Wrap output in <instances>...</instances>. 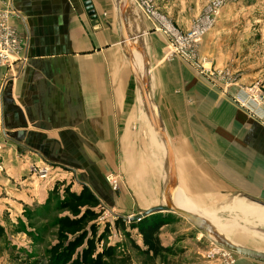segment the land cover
<instances>
[{"label":"crops","instance_id":"crops-1","mask_svg":"<svg viewBox=\"0 0 264 264\" xmlns=\"http://www.w3.org/2000/svg\"><path fill=\"white\" fill-rule=\"evenodd\" d=\"M149 1L131 0L133 56L142 77L146 59L150 89L175 152L179 183L173 202L180 197L187 203L181 208L207 218L201 211L244 210L245 201L264 207V115L242 110L230 98L234 88L226 91L173 55L161 29L165 16L157 13L155 0L150 5L157 15L149 16ZM91 2L96 21L83 0H0V12H9L8 25L21 47L9 64H0V190L5 193L0 197L6 202L12 193L17 202L30 204L32 192L43 202L57 181L67 180L73 191L86 185L102 203L111 199L110 208L130 209L127 189L119 183L112 188L109 177L138 190V179L147 186L142 178L153 173L162 190L151 125L121 44L118 0ZM129 98L141 105L136 132L124 123ZM44 164L51 173L39 179L31 167ZM142 164L147 172L139 169ZM185 190L194 200L224 199L226 206L207 209L199 200L189 201ZM153 203L141 209L134 203L132 213L162 205ZM151 217L172 222L160 238L165 247L173 244L182 230L173 223L177 217ZM234 264L261 263L237 256Z\"/></svg>","mask_w":264,"mask_h":264},{"label":"rangeland","instance_id":"rangeland-1","mask_svg":"<svg viewBox=\"0 0 264 264\" xmlns=\"http://www.w3.org/2000/svg\"><path fill=\"white\" fill-rule=\"evenodd\" d=\"M218 1L221 0H155V9L158 10L157 13L161 17L165 16L167 24L170 23L178 30L187 32L216 7L214 4ZM161 29L164 31L163 28ZM199 50L206 67L231 74L234 87L249 86L257 82L264 87V0H225V4L220 8L214 29L204 37ZM140 106L135 99H128L126 118L124 119L127 130L130 128L136 132L135 128L138 124L136 114H138ZM139 139L141 141L139 147L145 148L144 140ZM44 166L47 165L44 164ZM139 169L142 172H147L143 164L139 166ZM49 171L50 174L51 168ZM2 174L3 172H0V180ZM155 174L153 173V175ZM153 175L148 174L149 177L144 175L142 178L144 184H148L147 186H142L141 178H139L138 190L131 186L136 191L133 189L131 191L130 185L120 181L119 178L109 177V179L112 188L118 183L119 186L125 187L131 203L138 205L137 208L141 209L140 207L149 206L152 202H154L153 204H165L163 192ZM63 181V183H67V180ZM60 184L57 181L55 185ZM55 185L51 187L47 196L44 195L47 198L43 202L42 198L38 201L36 192L28 193L30 204H23V201L17 202L12 193L8 194L12 198L8 202L0 197V226L6 231L4 239L0 240V264H33L42 258L46 248L54 243L57 232L55 222L59 216L66 213L57 211L56 205L63 196L64 187L61 186L59 194L55 195ZM143 187H152L156 190L143 191ZM2 193L5 194L0 190V195ZM32 197L35 200H32ZM104 201L106 202H103L106 211L100 221L102 227L108 222L113 227L115 219L113 214L117 215L120 211H123L124 214L136 215V212L132 213L135 211L132 210L135 209L133 205L130 209L110 208L112 200L104 199ZM193 201H201L200 203L207 209L218 210L226 206L224 199L214 200L211 203L202 201V198H196ZM252 207L250 203L249 209L238 210L236 207H229L217 212L218 217L224 221L231 220L238 223L236 219L249 218L251 226L238 223V227L231 228L234 235H241L244 241H248V248H256L259 246V242L264 243V225L261 221L263 219L255 215L256 208ZM133 215H126V217H134ZM176 219L173 223L180 224L182 230L177 233L175 242L167 246L172 249V252L160 256L154 264H204V262L220 264L221 262L216 257L208 258L209 253L217 250L218 247L212 246L209 240L195 231L187 221L181 220L179 217ZM210 220L213 225V220ZM252 227L256 230L251 229ZM106 242L118 243L122 251L131 254L133 264H145L144 257L136 252L130 242L115 230L109 234ZM261 246L262 243L259 247L261 248ZM146 264L152 263L149 261Z\"/></svg>","mask_w":264,"mask_h":264},{"label":"trees","instance_id":"trees-1","mask_svg":"<svg viewBox=\"0 0 264 264\" xmlns=\"http://www.w3.org/2000/svg\"><path fill=\"white\" fill-rule=\"evenodd\" d=\"M61 186L64 192L56 208L66 213L55 222L54 243L33 264H133L131 254L122 251L118 243L106 242L113 230L130 242L144 257L145 264L149 261L154 264L160 256L172 252L160 238L161 230L171 221L148 217L140 222H127L115 217L113 227L109 222L102 227L100 221L106 209L101 200L86 185H82L79 192L72 190L73 184L55 185V195L59 194ZM5 234L0 226V240Z\"/></svg>","mask_w":264,"mask_h":264},{"label":"water","instance_id":"water-1","mask_svg":"<svg viewBox=\"0 0 264 264\" xmlns=\"http://www.w3.org/2000/svg\"><path fill=\"white\" fill-rule=\"evenodd\" d=\"M83 2L91 19L93 21H96L97 16L95 15L91 0H83ZM117 9L122 37V48L129 66L131 76L135 83V87L137 90L136 92L145 111L147 112V116L152 129V140L160 163L158 183L162 187L165 204L143 211L135 217H124L112 213L113 216L124 218L127 222H140L145 218L155 215L166 216L169 214L177 216L181 220L187 221L195 231H197L201 236L209 240L212 246H217L238 256H242L255 262L264 264V252L257 251L255 249L248 248L245 246L237 245L229 241L227 238L216 234L213 229L209 226L206 219H204L200 215H193L192 211L181 209L173 204L170 197L168 185L165 181V176H168L169 178H172L175 182L179 183L176 156L172 144L167 135L165 126L160 117L157 103L154 100L150 89L149 78L147 75L148 69L146 66V59L144 64L145 66L143 77L139 74V72L137 71V67L135 66L133 56L135 43L133 40L136 38V30L134 27L131 0H118ZM184 194L189 201L194 203L190 192L185 190Z\"/></svg>","mask_w":264,"mask_h":264},{"label":"built area","instance_id":"built-area-1","mask_svg":"<svg viewBox=\"0 0 264 264\" xmlns=\"http://www.w3.org/2000/svg\"><path fill=\"white\" fill-rule=\"evenodd\" d=\"M150 0L147 4V14L149 16H156L154 8L150 5ZM225 4V0L218 1L214 7L203 19L195 23L187 32H182L174 27L172 24L163 23L164 32L170 39V46L172 54L183 58L189 62L201 74L209 77L217 86L225 87L226 91L234 88L233 94L230 96L232 101L242 110L256 116L258 111L264 115V87L257 82L249 86H233L231 81V74L229 72H220L216 69L205 66L200 55V45L204 37L210 33L217 21L220 8ZM9 12H0V64H9L11 56L17 55L21 51L20 41L15 30L8 25ZM50 168L47 166L31 167V171L35 173L39 179H46L49 175ZM0 172H4V168L0 164ZM111 181V180H109ZM217 258L220 264H234L236 255L228 252L222 248L209 253L208 258Z\"/></svg>","mask_w":264,"mask_h":264},{"label":"bare ground","instance_id":"bare-ground-1","mask_svg":"<svg viewBox=\"0 0 264 264\" xmlns=\"http://www.w3.org/2000/svg\"><path fill=\"white\" fill-rule=\"evenodd\" d=\"M146 114H147V112H146ZM166 179H167V185H168V188H169L170 197H171V200L173 202V194H175L174 192H175L176 182L172 178H169L168 176H166ZM175 198L177 199L178 197H175ZM173 204L175 206H177V205L180 206L179 208H181V207L186 208V206H187L186 201L184 199L180 198V197L177 200V205L174 202H173ZM252 206L256 208L255 215L257 217H261L263 219V220H261V219H259V220H261L262 223H263V225H264V208H262L259 205H256V204L251 203V207ZM184 208H181V209H184ZM245 208L246 209H249L250 208V202H246L245 201ZM184 210H187V209H184ZM189 211H192L193 215L198 214L201 217H203L204 219H206V221L208 222L209 226L213 229V231L216 234H219V235L227 238L229 241H231V242H233V243H235L237 245H241V246L248 247V245H247L248 241L247 240L244 241L243 238L241 237V235H238V234L234 235L233 232H232V230H231V228L238 227L239 226L238 223L245 224L246 226L250 225V222L248 220L249 218L248 219L247 218H241L240 220L239 219H236V221L238 222V223H236L234 221L232 222L231 220L230 221H224L223 219H221V218L218 217L217 212H213L212 213V212H208V211H205V210L201 211V213H203L204 215L208 216L210 219L213 220V225H212L211 224V220L209 218H207V217H205V216L197 213L196 211H193V210H189ZM253 228L254 227H252L251 229H253ZM259 240L262 241L263 239L262 240L259 239ZM261 243H262V246L260 248L259 246L261 245ZM259 246H257L256 248H252V249H255V250L264 252V243L263 242H259Z\"/></svg>","mask_w":264,"mask_h":264}]
</instances>
